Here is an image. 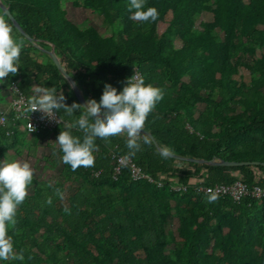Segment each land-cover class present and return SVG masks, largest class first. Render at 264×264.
<instances>
[{
  "label": "trees",
  "instance_id": "obj_1",
  "mask_svg": "<svg viewBox=\"0 0 264 264\" xmlns=\"http://www.w3.org/2000/svg\"><path fill=\"white\" fill-rule=\"evenodd\" d=\"M1 1L36 42L22 37L0 11L23 43L18 72L4 78L8 85L16 84L23 93L55 88L68 106L79 104L38 49L49 44L85 101L99 103L105 84L119 93L136 69L145 85L164 92L143 129L171 155L160 154L143 135L141 151L132 157L127 156L126 133L108 143L97 138L93 167L73 172L63 164L64 178L79 182L70 194L62 184L32 182L34 189L18 207V223L8 232L14 252L23 251L24 259L7 264H264V196L235 203L196 194L188 184L230 185L240 178L248 187L264 189V0H146L145 10L155 7L159 15L151 23L130 20L128 0H74L75 6L100 16L112 30L108 37L68 22L63 0ZM203 12H210L213 21L196 25ZM241 69L248 73L247 83ZM83 114L82 108L72 115L60 110L65 126L32 136L53 134L56 140ZM71 131L82 141L81 131ZM25 136L9 122L0 131V161ZM114 154L129 158L155 181L164 176L162 186L132 182L126 169L114 177ZM199 160L247 164L194 162ZM172 185L187 186V191L174 192ZM56 189L64 193L63 200ZM172 217L177 227L169 236ZM171 243V254H165Z\"/></svg>",
  "mask_w": 264,
  "mask_h": 264
},
{
  "label": "clouds",
  "instance_id": "obj_2",
  "mask_svg": "<svg viewBox=\"0 0 264 264\" xmlns=\"http://www.w3.org/2000/svg\"><path fill=\"white\" fill-rule=\"evenodd\" d=\"M146 0H128L130 20L151 23L158 18L155 7H147ZM13 28L8 21L0 16V80L15 75L19 69V58L23 43L13 38ZM164 99L161 88L151 84L145 85L144 80L135 73L128 78L119 93L111 84H105L99 103L95 99L85 101L84 106L73 103L68 106L64 95H58L55 88H37L36 94L28 99V110L39 111L44 117L55 119V114L63 110L72 115L77 108H83L84 114L68 125L69 130H61L56 142L62 153L63 164L70 166L75 172L78 168L94 166L93 153L98 151L97 138L109 142V138L126 133L128 157L141 151V133L148 115L154 110L157 102ZM71 129L83 133V139L72 134ZM144 143H148L147 139ZM34 171L27 162L0 161V261L23 260V251L14 252L9 228L15 229L18 221L17 210L28 196L29 186L33 182ZM51 186V185H50ZM60 200L64 193L56 189ZM214 199V198H213ZM46 203L52 204L49 198ZM64 211L71 214L70 209Z\"/></svg>",
  "mask_w": 264,
  "mask_h": 264
},
{
  "label": "rangeland",
  "instance_id": "obj_3",
  "mask_svg": "<svg viewBox=\"0 0 264 264\" xmlns=\"http://www.w3.org/2000/svg\"><path fill=\"white\" fill-rule=\"evenodd\" d=\"M62 9L65 12V17L77 27L79 30H85L87 28H92L96 31L97 34L102 37H108L112 34V30L103 25L100 16L88 9L82 7H77L74 5V0H63ZM170 19V15L166 16L163 22H160L158 25V33H161L165 28L167 21ZM213 15L210 12H203L197 19L196 25L200 22H212ZM13 38L16 36L12 33ZM17 40V38H16ZM43 54L47 55L44 51L49 49H40ZM259 56L260 52H256ZM48 56V55H47ZM40 62H45L46 57L40 55L38 57ZM240 75L242 77V82L247 83L249 81L248 73L244 70H240ZM67 82V81H66ZM68 85V83H67ZM68 88L70 89L69 85ZM71 90V89H70ZM80 91V90H79ZM72 92V90H71ZM73 93V92H72ZM81 93V91H80ZM82 95V93H81ZM83 98V96H82ZM85 101V99L83 98ZM56 142L53 134H48L40 137L25 136L23 142L16 148L8 151L5 154L4 159L11 161H19L21 163L27 162L30 164L31 168L34 171L33 181L37 183L44 184L47 186H55L56 184H62L65 190V194L68 195L71 193L73 188L79 185V182L74 180L67 181L63 175V162L59 154V146L54 144ZM3 159V160H4ZM2 160V161H3ZM34 185L31 184L28 189V193H31L34 189ZM177 227L176 218H170L166 232L170 236L175 234V229ZM174 244L171 243L168 249L165 251V254H171ZM13 259L7 261H0V264H7ZM47 264V263H46Z\"/></svg>",
  "mask_w": 264,
  "mask_h": 264
},
{
  "label": "built area",
  "instance_id": "obj_4",
  "mask_svg": "<svg viewBox=\"0 0 264 264\" xmlns=\"http://www.w3.org/2000/svg\"><path fill=\"white\" fill-rule=\"evenodd\" d=\"M135 73H139L136 69L133 70L131 76ZM139 76L141 77L140 73ZM13 98L11 99L6 111L0 112V131L7 128L9 122L12 123V127L18 128L20 131L26 133L28 136L38 135L43 132L51 133L54 129L65 126V122L62 121L57 113L55 119H49L39 112H31L28 110V99L36 94V89H31L25 93L21 92L16 84L10 85ZM11 132L6 133L10 135ZM113 159V176H118L122 170L126 169L129 179L132 182H146L153 184L156 187H161L165 177H159L158 180H153L150 176L145 174L141 168H139L129 158H124L117 155H112ZM184 169L183 166H181ZM189 185L194 186L196 194H203L213 198L216 197H228L233 202L238 203L245 197L252 199H260L264 196V189L258 185L251 187L246 186L240 178L230 185L214 184L210 186L201 185L200 181L190 180ZM171 190L174 192L185 193L187 186L172 185Z\"/></svg>",
  "mask_w": 264,
  "mask_h": 264
},
{
  "label": "water",
  "instance_id": "obj_5",
  "mask_svg": "<svg viewBox=\"0 0 264 264\" xmlns=\"http://www.w3.org/2000/svg\"><path fill=\"white\" fill-rule=\"evenodd\" d=\"M0 11L11 21L14 29L22 37H24L27 41H29V42H31V43H33L35 45L36 42L34 40H32L22 30V28L18 25V23L13 19L12 15L10 14V12L8 10V7L4 6L1 0H0ZM49 46H50L49 50H45L44 52L48 55V57L50 58V60L54 64V66L57 68V70L59 71V73L62 75V77L67 81V83H68L70 89L72 90L74 96L76 97L79 105L84 106L85 101L83 100L82 95H81V93H80L77 85L75 84L74 80L66 73L64 67L61 65V63L59 61V58L55 55L53 45L49 44ZM141 135H143V136L147 137L148 139H150L154 143V146H155L156 150L160 154L171 156L166 151L162 150L155 143L153 137L147 131H145L144 129H142ZM194 162H196L198 164H207V165H216V166H225V167H232V166H239V165L247 164V163L225 162V161H216V160H211V161H202V160H199V161H194Z\"/></svg>",
  "mask_w": 264,
  "mask_h": 264
},
{
  "label": "crops",
  "instance_id": "obj_6",
  "mask_svg": "<svg viewBox=\"0 0 264 264\" xmlns=\"http://www.w3.org/2000/svg\"><path fill=\"white\" fill-rule=\"evenodd\" d=\"M12 98L13 95L10 90V85L4 79L0 80V112L7 110Z\"/></svg>",
  "mask_w": 264,
  "mask_h": 264
}]
</instances>
